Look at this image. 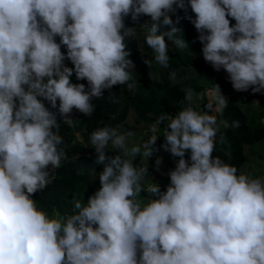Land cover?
Instances as JSON below:
<instances>
[{
	"label": "clouds",
	"instance_id": "9594fccd",
	"mask_svg": "<svg viewBox=\"0 0 264 264\" xmlns=\"http://www.w3.org/2000/svg\"><path fill=\"white\" fill-rule=\"evenodd\" d=\"M184 19L203 60L223 70L234 91L264 95V0H0V264H264V176L213 155L226 139L221 125L240 126L218 119L228 100L217 84L183 89L179 111L160 115L130 148L135 133L122 125L101 121L89 138L81 135L79 156L94 155L102 166L88 172L100 187L87 202L73 195L71 213L49 216L34 198L69 161L61 125L74 128L78 112L91 117L93 100L105 90L112 98L114 86L138 91L128 48L133 38L139 50L137 27L155 62L168 68L167 41L173 50L189 48ZM177 76L172 71L169 80ZM205 96L197 110L194 99ZM161 151L174 160L167 173ZM153 156L154 170L169 180L163 190L145 183L149 164L134 163ZM144 192L146 203L138 199Z\"/></svg>",
	"mask_w": 264,
	"mask_h": 264
},
{
	"label": "trees",
	"instance_id": "16d2710c",
	"mask_svg": "<svg viewBox=\"0 0 264 264\" xmlns=\"http://www.w3.org/2000/svg\"><path fill=\"white\" fill-rule=\"evenodd\" d=\"M178 14L180 16L185 15L181 10H178ZM188 15H192L190 9ZM231 23L234 24L235 21H231ZM126 25L134 26L130 18L126 19ZM180 27L183 28L184 38L189 43L188 49L173 50L174 45L171 41H167V43L172 44V48L168 52L170 57V66L168 68H163L157 64L153 58L154 55L148 58V60L152 61V70L150 71L157 73V71L161 69L166 75L175 71L176 74L179 75L178 81L164 84L163 82H159L160 80L156 82V79L152 78L142 83L134 95L129 94L126 88H121V85L114 86L111 91L115 94L112 98L108 96L109 93L105 90L102 99L93 100L95 111L91 117L83 116L78 112L71 117L74 120H78L74 128L61 125L60 135L64 138V146H66L65 150L69 156V161L62 162V166L55 172L53 183L43 192L37 193L34 197L39 207L44 209L49 216L57 212L61 215L63 213H71V199L73 195L82 202H87L88 196L100 187L99 183L93 184L89 181L87 173L100 171L102 166L94 162V155L91 157H85L84 155L79 156L80 154L78 151L81 144L76 141V132L80 133L83 138H89L90 133L96 127L102 126L100 123L101 121H103L104 124H110L112 126L122 125L124 130L130 131L131 128L126 122L128 116L133 113L136 118L133 124L136 125L139 123L148 129L149 126L155 123L156 119L165 112L175 115L179 111L184 96V90L187 88H192L195 93H201L212 88L214 84L219 85L222 94H224L228 100V107L218 119L226 120L230 125L233 121H239L240 126L238 128H224L221 125L218 135L222 134L226 139L222 144L217 143L213 155L219 156L226 163L235 165L241 171L251 172L244 167L248 162L246 147L253 146L264 140V123L259 120L261 116H250L258 118L260 122L250 120L248 116L253 95L251 91L246 93L234 91L226 78V73L223 70L215 72L211 66L203 60L201 55L202 45L198 41L194 44L192 43V41L197 39L198 34L187 19L181 21ZM128 48L132 53L130 57L132 61L137 63L144 60L140 51L137 50L133 38L128 41ZM63 50L64 49H62V51ZM65 63L68 67H72L70 62L65 61ZM144 67L147 68L148 66L144 64ZM184 75H186V77L182 80V76ZM72 82L86 84V81H77L75 76L72 77ZM182 82L183 84L185 83L184 88H181L183 87ZM261 98L262 97H260V99ZM112 99L118 102L113 103ZM45 104L47 107V102H45ZM199 104L200 108H196L197 110H202L206 104L205 98H202ZM240 104H244L246 113L242 112ZM129 109L132 111H129ZM58 122H61L59 116ZM163 127L164 125L162 124L159 130L161 138H163ZM76 154H78L79 159L72 161L71 158ZM115 154L116 153H108V155ZM261 174L264 176V172H260L257 175L251 172L253 176H259ZM156 182L160 183L163 190L169 183V180L168 177L162 176ZM143 196L144 193H141L138 199H142Z\"/></svg>",
	"mask_w": 264,
	"mask_h": 264
},
{
	"label": "rangeland",
	"instance_id": "374dc122",
	"mask_svg": "<svg viewBox=\"0 0 264 264\" xmlns=\"http://www.w3.org/2000/svg\"><path fill=\"white\" fill-rule=\"evenodd\" d=\"M145 21H148L147 19H143L142 23H144ZM137 27V26H136ZM137 42H138V49L140 51V53L142 54L144 59H148L149 57H151L152 55H154L152 53V51L150 49H148L146 43L144 44V36H145V30L142 28L137 27ZM169 49L172 48V44L168 43ZM137 67V81H138V85H141L142 83H144L146 81V74L147 72L150 73L151 77L153 79H156L159 82H163L164 84H170L172 83V81L169 80V75H166L161 69H159V71H157V73H154V71H150L152 70L151 68H146L144 67V63L143 60H141L140 62H138L136 64ZM187 75V74H186ZM186 75L182 76V80L186 77ZM177 79H179V75L177 76ZM189 81V80H188ZM187 81V82H188ZM252 104H251V108L249 107V111H248V116L250 117L255 116H261V119L259 118V120L264 123V95L262 94H252ZM260 97H262L260 99ZM206 100V103L208 102L207 97H204ZM202 99V98H201ZM200 98H196L194 99V106L197 108H200ZM254 101H259V105L255 104ZM240 108L242 110V112L246 113V108L244 106V104H240ZM129 111H132L131 109H129ZM73 114V112H72ZM71 114V116H72ZM135 114L133 113L132 115L130 114V116H128L127 118V125L131 128L130 131H133L135 133V136L131 137L129 142H128V147L130 148L132 146L133 143L135 144H140L143 140L147 139V137L144 136V132L147 131L148 129H146L143 125H140L139 123H137L136 125L133 124L135 122ZM250 120H254L257 122H260L258 120V118H253L250 117ZM81 139H77V133H75V137H76V141H79L82 143L83 138L81 137L80 133H78ZM158 135H160L158 133ZM164 142V139L159 137L158 141H157V147H159L162 143ZM85 147V144H83ZM83 151H81L82 153ZM246 152H247V157H248V162L247 164L244 166L245 169L250 170L254 175H257L260 172H264V140L254 144L253 146H248L246 147ZM119 154L123 155L122 152H120ZM156 155L159 156H163V164L161 167V172L163 173H167L169 170L173 169L175 164H174V160L171 158L170 154L168 153H164V152H158ZM155 159L156 156H153L151 158H149V161L147 158H137L136 161H134V163L137 164V166H146L147 164H149V172L147 173V175L145 176V183L146 184H152V183H158L156 182L157 180H159L162 176H166V175H161L159 172H156L154 170V163H155ZM251 172H249V174H251ZM93 173V172H92ZM92 173H88L87 175H89L91 177V180L94 184H97L99 182L98 177L93 179ZM259 176H262L259 175ZM167 177V176H166ZM150 194L147 192H144V196L142 200L144 203L147 202V197H149ZM89 197V196H88Z\"/></svg>",
	"mask_w": 264,
	"mask_h": 264
}]
</instances>
